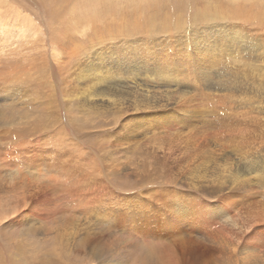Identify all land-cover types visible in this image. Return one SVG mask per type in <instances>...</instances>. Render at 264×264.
Here are the masks:
<instances>
[{"label": "rangeland", "instance_id": "obj_1", "mask_svg": "<svg viewBox=\"0 0 264 264\" xmlns=\"http://www.w3.org/2000/svg\"><path fill=\"white\" fill-rule=\"evenodd\" d=\"M208 19L213 25L207 31L233 25L264 29V0H0V264H97L89 252L94 242L115 239L109 225L125 222L142 207L156 213L160 224L166 216L196 218L197 211L203 222L215 221L209 232L245 231V239L264 255L262 171L250 169L245 160L264 165V123L252 119L255 108H249L258 95L185 74L181 86L168 88V94L162 86L147 98L161 108L117 116L107 106L83 105L88 87L74 79L81 62L107 47H116V55L106 65L122 57L123 69L133 60L135 78L149 73L160 80L161 68L177 69L180 62L192 73L206 60L202 36L207 31L200 35L199 28ZM194 29L201 37H185ZM246 47L219 57L224 64L219 70L229 68L250 82L260 67L257 53ZM112 77L118 90L129 85L126 78L134 79ZM134 81L151 88L144 80ZM242 95L252 102L240 101ZM207 161L227 167L231 162V179H246L252 190L225 188L227 172L200 184L189 181L192 170ZM190 236L195 234L185 238ZM171 240L175 250L180 248L178 256L186 253L180 264H201L214 250L203 239ZM115 248L109 264L127 250Z\"/></svg>", "mask_w": 264, "mask_h": 264}, {"label": "bare ground", "instance_id": "obj_2", "mask_svg": "<svg viewBox=\"0 0 264 264\" xmlns=\"http://www.w3.org/2000/svg\"><path fill=\"white\" fill-rule=\"evenodd\" d=\"M243 1L246 2L248 0H243ZM252 1H254V0H252ZM208 22L207 23L205 22L206 24H204L202 28H199V32H200L199 34L200 35H202L204 33V31H207V27L209 25H213L210 23L209 19H208ZM152 23H154V21H152ZM165 23H167V22H165ZM180 24H182V23H180ZM254 27H255V29L252 31L249 29H244L243 25H240V26L233 25L232 27L231 26L230 27L221 26L220 29L209 28L208 31L206 32V34H204L205 37H204V35L202 36L204 38L203 39L204 41H202L204 43L203 48H202V50H203L202 55L204 57L203 59H206V60H204L201 64L195 66L193 68L192 73H190L191 70L190 71L188 70L189 71L188 72V71H185V69H183L182 65L185 64V62H180V65H178L180 68L177 67V69H173V68H169V67L161 68V70H163V69L164 70H163V72H161L160 80L152 79L153 76L149 73H144L143 77L138 76L137 78H135V76L133 75V72H132V69H134V65L131 63L133 60L132 61L130 59L126 60L127 64H126V67L123 69H120V66H119V63H120L122 57L116 58L117 64H114V66H110L111 65L110 63L108 65H106L108 60L113 58L112 55L114 53V50L116 49V47H114V48L107 47L106 49H103L101 51L99 50L98 53H95V57L91 61L88 60L89 62H81L79 64V67L77 68V70H79V71L77 72L76 77L74 78L73 76H71L70 78L71 79L74 78L77 81V83L84 85V87H88V88H85V90H84L86 96L84 97L83 105H88L89 107L90 106L94 107L95 105H97V106H101L103 108H104V106L105 107L107 106L108 108L112 109V111L114 110L116 112V114L115 113L114 114L117 116L121 112H124V111L129 112V111H134V110L136 111L142 107L146 108V109L147 108H149V109L161 108L162 104L150 105V103H147V98L150 96V94L154 93V91H157V88H160L162 86L165 87L164 88V91H166L165 94H168V92H170V91H167L168 88H170L172 86L174 87V85L181 86V84L183 82V77H185V74L187 76H191L193 78H199V79L203 80L204 82H206V84H209V85H211L213 83V81L216 82L217 84H222L224 86V88H226L227 90H231L232 92L235 89L238 90L241 88H244V89L250 88V90L254 93L253 98H256L257 95L259 96V99L257 98L258 99V101L256 102L257 104L256 105L251 104L252 107H249L251 109L255 108V114H254V117L252 119L257 118L258 119L257 122L261 121L264 123V29L257 28L256 26H254ZM182 29H183V27H182ZM210 32L213 33L211 35L213 37L212 39L208 38V35H207ZM257 32H260L259 36H257ZM152 33H155V31ZM197 33H198V30L194 29L192 31V33L189 32V33H186V35L185 34H183V35H185V37H189L190 35L191 36L193 35L192 37L197 36L199 38L200 35H198ZM195 39H197V38H195ZM154 43H152V44L154 45ZM197 43H200V42H197ZM246 44H247V47L250 48L251 51L257 53V57H255V58L258 59L259 63H256V64L257 65L259 64V67H260V69H258L259 70L258 73L254 72L255 77L252 76V79H250L251 80L250 82H248L243 77L237 76V73L230 71L229 68L226 70L223 69V71H220L219 70L220 66H221V68H223L224 64L218 61L219 57L223 56V58H224L230 52L236 55L237 52L244 50ZM111 46H113V44ZM197 46L199 47V45H197ZM221 64H223V65H221ZM84 68H86V69H84ZM101 69L103 71H102V73H99L101 71ZM90 72H92L93 75H94V72H98V73L93 77V75L89 76ZM260 73H262V74L260 75ZM251 74L252 73H250V75ZM113 75H118V76H122V77H130L131 76V79L133 76L134 79L144 80V84H145L144 86H147L150 83L151 88L150 89L147 88L148 90L142 89L139 86H137L134 79L132 81L131 80L127 81V78H126L125 81L129 85H126V87L123 86L124 89H122V90L113 89V87H114L112 85V82H114V81H112V78H114V77H112ZM259 75H260V77H259ZM86 76L89 77L90 80L86 79L87 78ZM185 79H187V78H185ZM114 80H116V79H114ZM86 81L89 83H86ZM185 82L186 81H184V83ZM121 84H123V83H121ZM179 86H177V87H179ZM149 90H152V91H149ZM192 94H194V93H192ZM229 96H230V94H229ZM239 96H241V95H239ZM138 97H140V98H138ZM195 97H197V96H195ZM246 97L243 96L239 100L243 101V102L244 101L248 102L249 100H251L250 98H248L249 99L248 100ZM160 99H162V98H160ZM163 99H165V98H163ZM236 102H238V101H236ZM251 102H252V100H251ZM251 102H248V103H251ZM189 103H191V102H189ZM193 108H194V106H193ZM180 110H182V109H180ZM141 111H142V109H141ZM170 112H172V111H170ZM249 112H251V113L254 112V109L250 110ZM125 115H126V113H125ZM116 120H118V122H119V119H116ZM120 123H122V122H120ZM184 125H188V124H184ZM124 126H126V125H124ZM188 129H190V128H188ZM209 159L211 160V158H209ZM245 160H246V162L251 164L250 169H252V170H256V169H259L261 167L262 172L260 171L261 172L260 176L258 174L257 175L259 176L260 180L264 182V165L260 164L259 161H257V160H254L253 162L249 161V158H245ZM224 161L228 162V159H224ZM208 164H209V161H207V163L203 167L194 168L192 170L194 172L191 171L192 174L189 177L190 178L189 181H195L196 184L197 183L200 184V182H202L201 179L206 178L207 176L211 177L212 178L211 180H213L214 178L220 179V178H224V173L227 172V174H228L227 176H229L227 178H230V180L228 181V184L225 186V188L232 189V187H237L239 190H243V191L252 190L250 185H245V182H247L246 179L244 181V180L240 179V176L235 177L236 181L235 180L233 181V179H231L230 174L233 173V171L231 169V165H232L231 162H229L228 167L224 163H223V166H224L223 167L222 164H219V162H217V164H212V165H208ZM217 166H219L220 169ZM237 172H240V170H238ZM235 175L233 174V176H235ZM225 181L226 180H224L222 182H225ZM192 186L194 187L195 183H192ZM214 191L216 193H218L221 190L214 189ZM204 204H203V206H204ZM91 206H92V204H91ZM105 206L106 205H104L102 208H104ZM142 208L143 209H141V210L137 209V211L132 212L131 215L129 214L130 216H128L129 218H126L125 222L118 223L117 220H114V225L113 226L109 225L111 227V230H113L111 232H116L117 237L115 239L113 237L112 239H109V241L98 239V241L96 243L94 242V245L91 246V249L89 251L91 254V256H90L91 261H94L97 264H103L104 262L111 259L110 257H111L112 250L116 249L115 246H117V248L119 250L121 248H125L127 250L126 251L121 250V252L118 253V255H121V256L119 257V259H117L115 264H166V263L180 264L179 259L181 261H183L184 257H185L184 254H186V253L182 252V254L180 256H178L177 248L178 249H180V248L176 247V250H175V248L172 244L173 240H171V238L178 237L182 244L187 243V242L189 244H193V243H195V241H197V240L200 241V239H203L206 241L205 244H206L207 248L212 247L214 249L213 251L210 252V254H208V259H204L203 261H201V264H257V263L263 264L264 263L263 262L264 261V255L261 252L260 247H258L256 244H252L253 241L250 243V242H248L249 240L245 239V237L243 236L245 234V231H241V232L234 231L231 233V232H227L224 230H215L213 232H209L210 231L209 228L213 227L215 221L211 220V222H208V223L203 222L204 218L202 219V217L198 216L197 211L193 214V215H195L196 218H192V219L187 218V221H186L185 220V214L186 213H185V214H182L183 217L182 216L176 217V219L179 218V220L172 221V219L167 218V216H166V217H162V222L160 224V223H158V221H159L158 219H160V218H157L158 215L156 213L152 214L151 213L152 210H150L149 208L148 209H146L145 207H142ZM189 208H190V206H189ZM148 210H150V211L147 212ZM190 210L191 209H189V211ZM256 210L258 211V209H256ZM101 211H103V209H101ZM252 211H253V209H252ZM142 212H144V213H142ZM262 212H264V211L262 210ZM96 213H98L97 210H96ZM114 214H116V213H114ZM124 214H126V213H124ZM257 215H259V214H257ZM106 216H107V214H102L100 217L106 219ZM262 218H264V217H262ZM163 220H165V221L163 222ZM126 223H128V226ZM143 225H144V228H143ZM75 226H76V224H75ZM174 229L177 230L176 233L173 232ZM240 229H242V228L239 227L238 231ZM191 234H195V236L192 238V236H193L192 235L189 237V239H188V237L185 238L187 235H191ZM175 235H179V236H175ZM147 236H149V237H147ZM72 239H74V238L72 237ZM84 243H89L88 246L90 248V245L92 242H90V240L88 238H85V239H83V244ZM254 243H256V242H254ZM117 250H115V251H117ZM108 262H106L105 264H107Z\"/></svg>", "mask_w": 264, "mask_h": 264}]
</instances>
